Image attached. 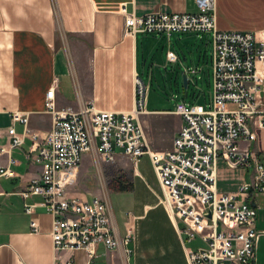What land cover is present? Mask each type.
<instances>
[{"label": "built area", "instance_id": "2783aa9c", "mask_svg": "<svg viewBox=\"0 0 264 264\" xmlns=\"http://www.w3.org/2000/svg\"><path fill=\"white\" fill-rule=\"evenodd\" d=\"M214 1L195 0V11L154 9L135 14L126 4L120 9L124 34L161 33L169 40L172 32H211L210 99L176 102L181 124L171 149L152 150L148 145L138 116L146 111L149 87L137 73L133 75L134 104L129 110L100 109L91 101L77 108L58 107L53 98L55 79L44 100V109L51 114L48 130L41 134L29 127L26 115L12 116L22 120L24 128L18 133L13 125L8 127L11 140L7 146L0 145V153L19 146L25 136L32 140L24 154L39 163L41 171L19 194L24 199L39 195L40 204L52 216V264H75L73 256L65 252L76 250L84 251L83 264H95L92 258L98 244L117 249L122 264H134L128 246L135 239L134 215L125 212L124 233L119 234L105 194L87 199L68 191L86 152L99 161H113L121 153L134 164L141 155H148L162 201L173 220L181 223L177 229L188 264H261L255 256L260 234L256 209L246 198L264 193V149L253 145L256 130H264V27L218 29ZM165 55L166 62L178 58L169 47ZM218 159L230 168L250 169L249 178L238 190L217 189ZM95 167H99L97 163ZM13 173L8 164H0V176ZM33 205L25 202L24 210L31 212ZM29 224L33 231L38 230L35 218ZM194 239L200 243L189 245Z\"/></svg>", "mask_w": 264, "mask_h": 264}, {"label": "crops", "instance_id": "0c3cea01", "mask_svg": "<svg viewBox=\"0 0 264 264\" xmlns=\"http://www.w3.org/2000/svg\"><path fill=\"white\" fill-rule=\"evenodd\" d=\"M122 4L135 14L154 9L196 10L195 0H0V145L10 142V125L18 133L23 131L24 122L13 119L14 114L26 115L29 127L41 134L50 128L51 114L45 111L44 100L55 79L53 98L58 107L77 108L91 101L100 109L129 110L134 104L133 75L140 74V67L151 56V67L156 62L165 63L169 47L178 58L168 62L170 74L166 77L178 81L177 68L184 64L186 54L181 56L173 45L190 48L195 31L171 33L169 40L161 33L124 34ZM214 12L218 29L246 31L264 27V0H215ZM186 76L187 85L195 83L188 72ZM149 93L148 88L146 111L139 114L138 120L150 149L169 150L181 117L175 106L159 107ZM256 132L253 145L264 149V130ZM31 143V138L25 136L19 146L0 153V164H8L14 171L13 175L0 176V264L53 262L52 216L40 204L39 195L24 199L19 194L41 171L39 163L25 157L24 151ZM84 155L89 158L84 161L82 157L76 180L68 191L87 199L104 195L101 190L73 189L79 179L90 173L92 155ZM121 157L133 167L128 180L131 186L108 191L106 196L119 234L124 233L125 212L137 216L135 239L128 244L132 248L130 260L134 264H188L177 229L181 223L173 221L158 200L160 185L148 155H141L135 164L121 153L115 159ZM216 174L217 189L236 191L249 178L250 169L230 168L218 159ZM246 199L256 209L255 225L260 234L255 256L258 263L264 264V193L255 192ZM25 202L34 203L31 212L24 210ZM31 218L37 220V231L29 224ZM199 243L194 239L189 245ZM69 254L75 264L86 260L83 250L65 252ZM92 260L95 264H122L120 252L107 250L102 244L97 245Z\"/></svg>", "mask_w": 264, "mask_h": 264}, {"label": "rangeland", "instance_id": "374dc122", "mask_svg": "<svg viewBox=\"0 0 264 264\" xmlns=\"http://www.w3.org/2000/svg\"><path fill=\"white\" fill-rule=\"evenodd\" d=\"M192 34L193 41L190 48H187L184 44L178 45L174 43L175 46L173 45L181 56H183V52L186 54L184 64L177 68V70H179L180 77L176 83L174 81H169V78L166 77L170 74V65L166 67L168 62H156L153 67H151L150 63L153 61L151 56L147 58L146 65L143 66V68L140 67L139 69V76L146 83H148L150 90L149 98L155 100L159 107L166 109L172 108L179 100L187 102H204L210 99L212 50L211 32L201 31L197 33L193 32ZM172 35H175V33L172 32ZM192 67H195L196 71L188 73L189 76L194 78L195 83L191 81L187 86H184L181 79L182 71L187 74L186 70ZM147 95L148 88L146 89L145 97H147ZM88 158L89 156H83L84 161L88 160ZM94 163H97L99 167H95ZM84 168L85 166L83 164L82 170ZM89 169L90 173L85 178L79 179L73 189L88 190L91 192H100L101 190L106 195V192H111L112 190L117 189V179H130L133 167L127 158L121 157L113 161H99L98 158L95 159V157L92 156ZM159 189L161 193L157 194L158 200L163 204L169 214L166 205L162 201V190L160 187ZM115 203V205H117L119 202L117 201ZM134 217L137 218L136 215ZM136 218L134 220V233L136 230ZM191 243L193 245L195 244V242Z\"/></svg>", "mask_w": 264, "mask_h": 264}, {"label": "trees", "instance_id": "16d2710c", "mask_svg": "<svg viewBox=\"0 0 264 264\" xmlns=\"http://www.w3.org/2000/svg\"><path fill=\"white\" fill-rule=\"evenodd\" d=\"M131 186V182L127 179H117V189H127Z\"/></svg>", "mask_w": 264, "mask_h": 264}, {"label": "water", "instance_id": "95a60500", "mask_svg": "<svg viewBox=\"0 0 264 264\" xmlns=\"http://www.w3.org/2000/svg\"><path fill=\"white\" fill-rule=\"evenodd\" d=\"M182 80H183L184 86H186L187 85V76H186L185 72H182Z\"/></svg>", "mask_w": 264, "mask_h": 264}]
</instances>
